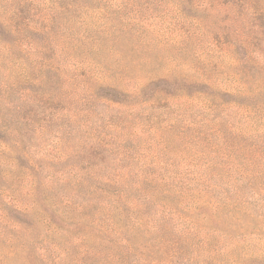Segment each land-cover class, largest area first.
Returning <instances> with one entry per match:
<instances>
[{
	"label": "rangeland",
	"instance_id": "rangeland-1",
	"mask_svg": "<svg viewBox=\"0 0 264 264\" xmlns=\"http://www.w3.org/2000/svg\"><path fill=\"white\" fill-rule=\"evenodd\" d=\"M189 1L0 0L5 264H264V0Z\"/></svg>",
	"mask_w": 264,
	"mask_h": 264
},
{
	"label": "trees",
	"instance_id": "trees-1",
	"mask_svg": "<svg viewBox=\"0 0 264 264\" xmlns=\"http://www.w3.org/2000/svg\"><path fill=\"white\" fill-rule=\"evenodd\" d=\"M70 0H44L43 3V7L45 10H47L49 13L42 17L39 18L38 11L35 10L36 7H33V10H27V14L28 16H30V18H23V7H24V3L22 6H19V10H15L14 12H12V18L9 20H4L2 22V24H4V30L10 35V41H6V40H1L0 39V46L3 48L2 50V56H0V59H4L6 62H10L15 58V55L18 58V63L21 62L22 58H26L23 55L24 52V45L28 44L30 46L33 47L34 44H36V42L34 40H30V38L28 36H31L33 33L30 29L31 26V18L33 17H38L42 22L46 19H49L50 23L49 25H55V21L57 19H59L60 15H64L67 16L69 13V8H73L74 6L69 2ZM79 1V0H77ZM194 1L192 3H199V1L196 0H190L189 2ZM205 1V0H204ZM225 1V0H223ZM80 8V7H78ZM247 11H250L251 5L248 4L246 6ZM81 9V8H80ZM35 10V11H34ZM60 11L58 14L56 13V11ZM83 12V9H81ZM259 13L257 10L253 9V11L251 12V14L253 15V19L255 18L256 14ZM67 19V18H65ZM23 20L25 22H23ZM257 20V19H254ZM63 22H66L65 20H63ZM49 25H46L44 27V31L47 34L51 33V27ZM58 28H60V26H58ZM28 34V35H27ZM34 35V34H33ZM23 45V46H22ZM45 44H42V46H44ZM35 49V48H33ZM36 50V49H35ZM17 63V64H18ZM24 72V71H23ZM23 74V73H22ZM25 78V76H24ZM26 80H28V78H25ZM252 86L249 89V91L247 92V94H249L250 96H253V98L259 99V97L264 93V88L263 86L259 85L256 82H252ZM16 86L19 88V84L16 83ZM2 87V86H1ZM256 94H260L256 96ZM49 97V96H48ZM244 112L249 114L248 117H258L260 119H264V104H255L253 107H248L245 106L243 107ZM6 147V146H5ZM119 148H123V147H119ZM8 149V148H7ZM122 151V150H121ZM125 151H127L125 149ZM4 152V150H0V153ZM123 152V151H122ZM124 154V152H123ZM123 179V174L119 175V181H122ZM124 180V179H123ZM121 199V197L119 196V200ZM202 205H198L196 207L195 211H202ZM20 209V208H19ZM3 209L2 207H0V225L1 224H5L6 223H11V224H15L16 222L14 221V219L9 220L6 215L3 213ZM186 223H188L189 225L193 223L192 220H186ZM20 225V224H19ZM21 226V225H20ZM20 229V228H19ZM188 232L190 233H196L199 232V228L197 226H195L194 228L191 227V229H188ZM14 237H11L10 235H7L4 233V227L1 226L0 228V254H1V250L7 249V253L9 254L10 252H15L16 251V247L14 244ZM0 264H5L4 259L5 256H0Z\"/></svg>",
	"mask_w": 264,
	"mask_h": 264
}]
</instances>
